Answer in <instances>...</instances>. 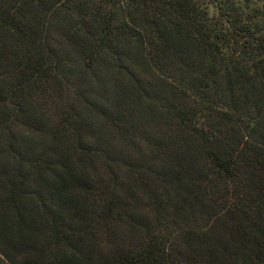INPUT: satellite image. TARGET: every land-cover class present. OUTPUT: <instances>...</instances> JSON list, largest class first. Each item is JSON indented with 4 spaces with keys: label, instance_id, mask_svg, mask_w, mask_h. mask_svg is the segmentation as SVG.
<instances>
[{
    "label": "trees",
    "instance_id": "1",
    "mask_svg": "<svg viewBox=\"0 0 264 264\" xmlns=\"http://www.w3.org/2000/svg\"><path fill=\"white\" fill-rule=\"evenodd\" d=\"M1 260L264 264V0H0Z\"/></svg>",
    "mask_w": 264,
    "mask_h": 264
},
{
    "label": "rangeland",
    "instance_id": "2",
    "mask_svg": "<svg viewBox=\"0 0 264 264\" xmlns=\"http://www.w3.org/2000/svg\"><path fill=\"white\" fill-rule=\"evenodd\" d=\"M77 70H78V68H77ZM107 71H105V72H102V71H100V77H102V78H106L108 81H112V74H108V73H106ZM68 76V75H67ZM68 81H69V85H68V89H67V91H66V93H64V96L63 97H61V98H59V99H57V100H55V101H52V102H46V103H42L41 101L39 102V105H40V107H41V109H42V111L45 113V123H44V125H43V128H42V130H43V132L45 133L44 135H43V137L45 138V136L47 135L46 133L49 131V127H53V126H55V124H56V122L58 121V117H57V112H58V110H59V108L61 107V106H59L60 105V101H61V105L62 106H70L73 102L75 103V102H78V105H81V102H79V101H77L76 100V98H75V96H73V94H74V89H73V87H74V82H73V80L72 79H70V80H68L67 79V83H68ZM104 95V94H103ZM106 96H107V98H109V99H111V100H114L113 99V95H112V93H107L106 92V94H105ZM104 95V96H105ZM105 96V97H106ZM81 107V106H80ZM95 120H96V118H90V121H91V123L94 121L95 122ZM19 122L20 121H16L15 122V125H18L19 124ZM15 125H14V127H13V129H17L16 127H15ZM18 129H20L21 130V127H18ZM68 132V131H67ZM101 143L103 142V139H102V137L100 138V140H99ZM104 143H105V140H104ZM2 261V260H1ZM0 264H11V263H8L7 261H5V260H3L2 262H0Z\"/></svg>",
    "mask_w": 264,
    "mask_h": 264
}]
</instances>
